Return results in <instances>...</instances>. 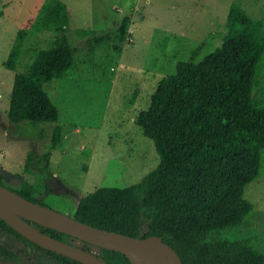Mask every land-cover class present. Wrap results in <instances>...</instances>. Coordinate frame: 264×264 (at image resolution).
Segmentation results:
<instances>
[{
    "label": "trees",
    "instance_id": "obj_1",
    "mask_svg": "<svg viewBox=\"0 0 264 264\" xmlns=\"http://www.w3.org/2000/svg\"><path fill=\"white\" fill-rule=\"evenodd\" d=\"M57 5L58 10L63 7L60 2ZM131 21L127 15L113 31L86 30L83 34H92L91 45L114 42L115 51L122 53L131 35ZM227 26L222 44L204 59L197 61L202 43L188 60L177 62L176 72L160 81L150 106L138 115L137 124L155 143L158 166L140 182L102 187L88 194L73 217L136 237L161 236L179 252L184 264H264V253L249 236L209 238L212 233L248 225L254 205L245 190L264 166V98L254 95L264 64V23L234 2ZM25 33L19 31L18 37ZM20 45L7 61L11 69L19 58ZM78 50L63 34L37 53L28 72L17 73L14 79L9 119L55 124L54 147L61 135L60 112L44 86L72 69ZM0 184L48 206L30 186L19 190ZM29 222L50 237L76 245L72 240L76 237ZM0 233L15 238L26 255L34 251L49 259L35 264H85L31 241L2 218ZM97 248L95 255L105 264H132L122 251ZM0 256L19 261V255L2 243Z\"/></svg>",
    "mask_w": 264,
    "mask_h": 264
},
{
    "label": "rangeland",
    "instance_id": "obj_2",
    "mask_svg": "<svg viewBox=\"0 0 264 264\" xmlns=\"http://www.w3.org/2000/svg\"><path fill=\"white\" fill-rule=\"evenodd\" d=\"M63 4L58 8L57 3ZM238 2L264 23V0H0V181L15 189L30 186L48 206L73 216L80 200L102 187H127L154 170L160 156L154 141L136 122L151 104L160 81L176 72L204 44L197 61L223 42L227 17ZM131 16V35L122 53L114 42L91 45L92 34L113 31ZM25 30L21 38L18 33ZM68 35L78 47L71 70L44 88L58 107L61 135L53 146L55 124L13 123L9 119L14 79L30 70L37 53ZM14 69L7 65L17 43ZM254 95L264 98V64ZM245 197L254 205L246 226L210 235L211 240L251 237L264 253V166L247 185ZM91 253L98 248L72 239ZM0 243L18 262H49L41 253H23L15 238L0 233ZM132 264H173L163 256L127 255Z\"/></svg>",
    "mask_w": 264,
    "mask_h": 264
},
{
    "label": "water",
    "instance_id": "obj_3",
    "mask_svg": "<svg viewBox=\"0 0 264 264\" xmlns=\"http://www.w3.org/2000/svg\"><path fill=\"white\" fill-rule=\"evenodd\" d=\"M0 218L6 220L31 241L52 251L73 257L85 264L105 263L97 258L95 253L48 236L29 221L57 229L97 247L117 249L127 255L135 253L157 258L161 256L159 259L165 256L173 264H184L179 252L165 242L161 236L141 238L99 228L52 207L28 200L1 184Z\"/></svg>",
    "mask_w": 264,
    "mask_h": 264
},
{
    "label": "bare ground",
    "instance_id": "obj_4",
    "mask_svg": "<svg viewBox=\"0 0 264 264\" xmlns=\"http://www.w3.org/2000/svg\"><path fill=\"white\" fill-rule=\"evenodd\" d=\"M133 254H134V256L136 255L135 253H131L130 255L133 256ZM158 257H159V256H158ZM160 257H161V256H160ZM160 257H159V258H160ZM152 258L157 259V257H152ZM159 258H158V259H159Z\"/></svg>",
    "mask_w": 264,
    "mask_h": 264
}]
</instances>
